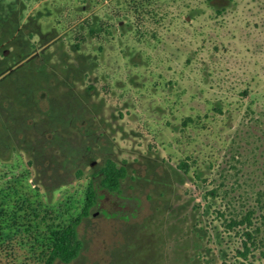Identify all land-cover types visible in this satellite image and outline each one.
<instances>
[{
  "label": "rangeland",
  "instance_id": "1",
  "mask_svg": "<svg viewBox=\"0 0 264 264\" xmlns=\"http://www.w3.org/2000/svg\"><path fill=\"white\" fill-rule=\"evenodd\" d=\"M217 1L0 0V71L31 57L0 80V190L33 218L0 264H44L90 183L54 264H264V0Z\"/></svg>",
  "mask_w": 264,
  "mask_h": 264
},
{
  "label": "trees",
  "instance_id": "2",
  "mask_svg": "<svg viewBox=\"0 0 264 264\" xmlns=\"http://www.w3.org/2000/svg\"><path fill=\"white\" fill-rule=\"evenodd\" d=\"M210 2H217V0H207ZM210 4V3H209ZM211 5V4H210ZM211 7V6H210ZM0 21L4 23L5 19L0 16ZM16 28V25H15ZM6 183L4 189L0 190V240L11 241L14 234H21V229L32 221L27 215L29 207H32L30 199L25 195L18 196V187L16 186L15 174ZM126 169L124 166L117 167L112 160H107L101 167L99 179V186L109 191H117L120 180L125 177ZM200 178L199 175L196 178ZM214 191L208 193L212 196ZM97 191L93 183L89 184L87 191V198L82 214L67 226L58 231L55 241L50 248L48 257L44 264H54L59 261L62 263H70L75 260L83 247V243L78 236V225L83 217H86L89 210L96 204ZM35 209H32L34 211ZM237 225H245L243 236L247 240H252L253 231L250 230L251 219L248 213L242 219L237 221ZM244 245L246 242L244 241Z\"/></svg>",
  "mask_w": 264,
  "mask_h": 264
},
{
  "label": "flooded vegetation",
  "instance_id": "3",
  "mask_svg": "<svg viewBox=\"0 0 264 264\" xmlns=\"http://www.w3.org/2000/svg\"><path fill=\"white\" fill-rule=\"evenodd\" d=\"M3 19V18H2ZM8 21H10V19H8L7 21H5V23H2L1 21H0V23L1 24H4V25H6L7 23H8ZM3 25V26H4ZM1 27V26H0ZM30 34V33H29ZM13 35H20V32L19 31H17V32H15V34H13ZM12 40L14 41V37L12 38ZM51 43V42H50ZM13 44H15V41L13 42ZM1 46H3V43H1ZM44 48H46V47H44ZM0 50H2L1 49V47H0ZM9 51V50H8ZM35 55V54H34ZM3 57H5L4 59H6V60H12V63L9 65V66H7V69L6 70H1L0 71V80L4 77V76H6L7 74H9V73H11L14 69H15V67H18L19 65H23V63H25L26 61H28L31 57L30 56H28L27 58H25L24 60H22V61H20L19 62V60H17L16 58H15V52H14V48L12 49V51H11V54H10V52L8 53V54H3L2 55V58ZM0 61H1V59H0ZM2 62V61H1ZM0 62V63H1ZM3 63V62H2ZM4 65V64H3ZM6 74V75H5ZM3 112H4V109H3V107H1L0 106V116L1 115H3ZM15 129V128H14ZM2 143H3V141H2V139H0V147L2 146Z\"/></svg>",
  "mask_w": 264,
  "mask_h": 264
}]
</instances>
